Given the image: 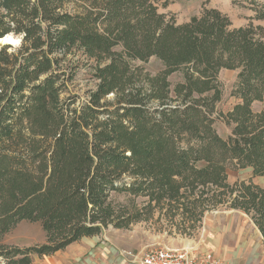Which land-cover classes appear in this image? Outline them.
Instances as JSON below:
<instances>
[{"label":"trees","instance_id":"1","mask_svg":"<svg viewBox=\"0 0 264 264\" xmlns=\"http://www.w3.org/2000/svg\"><path fill=\"white\" fill-rule=\"evenodd\" d=\"M159 3L170 0H0V40L21 38L0 45V264H33L156 212L191 236L206 212L238 210L264 243V186L227 181L229 169L264 178V108L252 110L264 96V28L231 29L214 9L179 25ZM73 51L94 82L82 97L68 90ZM222 70L237 71L239 101L226 139L213 126ZM23 221L40 225L42 244L3 243Z\"/></svg>","mask_w":264,"mask_h":264},{"label":"rangeland","instance_id":"2","mask_svg":"<svg viewBox=\"0 0 264 264\" xmlns=\"http://www.w3.org/2000/svg\"><path fill=\"white\" fill-rule=\"evenodd\" d=\"M247 0H170V3L164 7L161 3L156 4L158 12L166 15H172L177 24L186 23L192 16L199 15L204 9H214L228 17L231 23V29L244 28L252 25L254 28H264V21L256 20L255 11L264 10V0H252L255 5H249ZM74 3L69 2L65 5L66 11H73ZM12 41L0 40V45H10L12 51L19 47L20 37L10 35ZM14 41V42H13ZM264 43V38H263ZM70 66L75 67L76 77L72 85L68 87L71 95L83 96L84 92L94 87L91 76V69L86 64L84 57L77 51H73L67 58ZM146 71L150 74H156L162 69V64L151 59L144 65ZM237 71L222 70L218 75V81L221 85L222 96L220 102L216 105V111L213 115L214 129L217 134L226 139L232 130V126L227 123L225 116L239 102L232 96V90L236 82ZM180 80V74L170 77L171 84ZM264 108V96L262 102L252 104L253 112H259ZM251 169H239L227 171V181L233 185L237 182L251 181ZM254 184L263 185L260 178L253 179ZM115 203L122 206H129L132 198L127 195H114ZM137 204L144 202V199H137ZM221 208V207H220ZM207 213V212H206ZM198 229V228H197ZM196 231V230H195ZM193 231L192 234L195 233ZM251 231L254 229L251 227ZM251 232V233H252ZM255 233V232H254ZM188 238L177 232L174 224L167 222L159 213H154L152 219L132 224L128 229H113L108 227L102 234L83 240L78 246L84 249L87 254L81 256L91 261L96 260V264L107 263L110 256L117 254L123 256L127 262L133 264L137 262V258L141 254L155 246H161L173 242L178 238ZM45 240L44 233L38 223H30L23 221L19 223L12 231L5 235L3 243L14 247H29L42 244ZM77 246V247H78ZM97 254L95 258L92 255ZM95 254V255H96ZM77 256L76 253L64 252L54 254L49 257H32L33 264H69V262ZM136 258V259H135ZM80 259V260H81ZM138 264V263H137Z\"/></svg>","mask_w":264,"mask_h":264},{"label":"crops","instance_id":"3","mask_svg":"<svg viewBox=\"0 0 264 264\" xmlns=\"http://www.w3.org/2000/svg\"><path fill=\"white\" fill-rule=\"evenodd\" d=\"M256 178H260L263 181L262 186H264V178ZM253 179L252 177V182ZM251 227L255 233L251 231ZM85 239L87 238L81 239L56 254L64 252L75 254L77 251V256L69 264H96L95 259H91V261L86 259L82 261L81 259V256L90 251L88 250L86 253L84 249L78 246ZM162 247L192 249L196 252L209 253L227 264H264V243L258 229L245 213L226 207H219L216 210L205 213L198 229L188 238H178L173 242L162 245ZM95 254L92 255L93 258L97 256ZM104 264L131 263L127 262L123 256L115 253Z\"/></svg>","mask_w":264,"mask_h":264},{"label":"built area","instance_id":"4","mask_svg":"<svg viewBox=\"0 0 264 264\" xmlns=\"http://www.w3.org/2000/svg\"><path fill=\"white\" fill-rule=\"evenodd\" d=\"M136 259V258H135ZM138 264H227L209 253L196 252L192 249H169L155 246L145 250Z\"/></svg>","mask_w":264,"mask_h":264},{"label":"bare ground","instance_id":"5","mask_svg":"<svg viewBox=\"0 0 264 264\" xmlns=\"http://www.w3.org/2000/svg\"><path fill=\"white\" fill-rule=\"evenodd\" d=\"M5 40H6V41H8V40H9V41H12V40H11V37H10V39H8V40L5 38ZM13 42H14V41H13Z\"/></svg>","mask_w":264,"mask_h":264},{"label":"water","instance_id":"6","mask_svg":"<svg viewBox=\"0 0 264 264\" xmlns=\"http://www.w3.org/2000/svg\"><path fill=\"white\" fill-rule=\"evenodd\" d=\"M6 37H10V36H6ZM6 37H5V38H6ZM5 38H4V39H5ZM19 41H21V38H20V40H19Z\"/></svg>","mask_w":264,"mask_h":264},{"label":"clouds","instance_id":"7","mask_svg":"<svg viewBox=\"0 0 264 264\" xmlns=\"http://www.w3.org/2000/svg\"><path fill=\"white\" fill-rule=\"evenodd\" d=\"M6 39H10V37H6Z\"/></svg>","mask_w":264,"mask_h":264}]
</instances>
